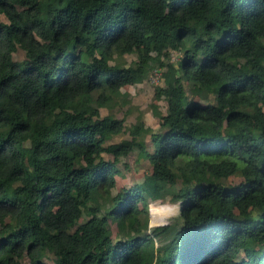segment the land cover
Returning a JSON list of instances; mask_svg holds the SVG:
<instances>
[{"label": "trees", "instance_id": "obj_1", "mask_svg": "<svg viewBox=\"0 0 264 264\" xmlns=\"http://www.w3.org/2000/svg\"><path fill=\"white\" fill-rule=\"evenodd\" d=\"M162 64L178 73L155 87L159 130L141 119L105 144L125 125L102 105ZM183 81L214 102L189 100ZM133 147L151 170L112 193ZM230 175L241 180L222 183ZM148 197L178 203L150 232ZM22 258L264 264V0H0V264Z\"/></svg>", "mask_w": 264, "mask_h": 264}, {"label": "rangeland", "instance_id": "obj_2", "mask_svg": "<svg viewBox=\"0 0 264 264\" xmlns=\"http://www.w3.org/2000/svg\"><path fill=\"white\" fill-rule=\"evenodd\" d=\"M13 59L21 60L24 58V51L17 47V50L12 53ZM124 61L127 64H130L133 60H135L134 54H124ZM158 59H162V56H158ZM177 52L171 53V59L174 64H177ZM113 63V61H110ZM157 73V75H156ZM178 73V72H177ZM175 69L168 65H157L144 79L142 82L135 84H127L121 87V92L125 93L124 100L117 99L116 101H111L107 104L102 105L100 108V115L111 114L118 118H123L124 120V130L117 136H114L111 140H107L105 144L110 142H118L124 138H130L128 133V128L131 127L132 124L138 122L142 119V124L144 127L150 128L153 132L159 130V119L153 113V108L151 107V103H155L158 105V109L165 113L166 103L163 97H155V87L157 85H164L165 74L169 75L170 80L172 81L177 74ZM184 90L186 93V97L189 100H195L200 103V105H207L214 102V94L209 91L199 90L194 92L190 87V84L187 81H183ZM143 141L146 142L147 148L152 150V145L149 143L150 141V131L143 132L141 135ZM103 156L106 159H112V156L107 153H103ZM117 166L119 169V174L115 176V185L112 189V193L120 190L122 187H131L135 184L143 183V179L146 174H148L151 170V165L148 160L145 158H140L138 155V148L133 147L130 152L126 155H121L118 157ZM224 179V178H223ZM241 180L239 175H230L226 179L222 181L224 184L236 183ZM179 186V182L176 183ZM104 194V188L92 189L91 190V202L95 205L102 203V198H100V194ZM145 191H142V196H146ZM105 195V194H104ZM146 198V197H145ZM148 229L147 232H150V228L155 225H163L168 222L174 220L178 213V203H172L169 201L162 202L161 198H153L148 197ZM165 212L164 221L161 223H154L155 220H158L159 215H163L162 212ZM167 212V215H166ZM86 218L85 214H82L79 222L84 221ZM152 221V222H151ZM109 225L112 230V236L114 239L118 238L119 228L121 225L117 224V222L113 219V217L109 218ZM243 254L239 253L237 255L236 260L242 258ZM51 254H47L45 260L46 262H51ZM20 264H26V259L22 258Z\"/></svg>", "mask_w": 264, "mask_h": 264}, {"label": "built area", "instance_id": "obj_3", "mask_svg": "<svg viewBox=\"0 0 264 264\" xmlns=\"http://www.w3.org/2000/svg\"><path fill=\"white\" fill-rule=\"evenodd\" d=\"M172 52H174V51H171V52H170V59H171V53H172ZM156 75H157V73H156Z\"/></svg>", "mask_w": 264, "mask_h": 264}, {"label": "crops", "instance_id": "obj_4", "mask_svg": "<svg viewBox=\"0 0 264 264\" xmlns=\"http://www.w3.org/2000/svg\"><path fill=\"white\" fill-rule=\"evenodd\" d=\"M148 149V148H147ZM149 150V149H148ZM149 151H152V150H149Z\"/></svg>", "mask_w": 264, "mask_h": 264}]
</instances>
